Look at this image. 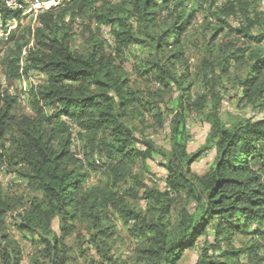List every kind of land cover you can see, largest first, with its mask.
<instances>
[{
	"label": "trees",
	"instance_id": "trees-1",
	"mask_svg": "<svg viewBox=\"0 0 264 264\" xmlns=\"http://www.w3.org/2000/svg\"><path fill=\"white\" fill-rule=\"evenodd\" d=\"M4 1L0 21L16 26L0 38L11 45L1 60L0 168L33 194L23 199L0 188V264H178L194 248V264H264V116L224 122L218 112V87L226 84L239 102L264 106L261 0H116L106 11L94 0H71L35 22ZM87 9L96 29L86 27L81 51L66 25L70 12ZM195 25L200 55L192 69ZM101 26L112 43L100 38ZM130 59L131 74L154 90L133 85L124 67ZM29 71L45 79L29 82L23 112L17 84ZM196 118L209 130L189 152L188 124ZM166 122L167 146H158L150 135ZM208 149L214 160L198 174L192 164ZM157 158L162 180L147 164ZM12 213L30 241L26 261L9 229ZM119 226L135 241L128 259L115 252Z\"/></svg>",
	"mask_w": 264,
	"mask_h": 264
},
{
	"label": "rangeland",
	"instance_id": "rangeland-1",
	"mask_svg": "<svg viewBox=\"0 0 264 264\" xmlns=\"http://www.w3.org/2000/svg\"><path fill=\"white\" fill-rule=\"evenodd\" d=\"M71 0H59L57 3L58 9L54 10L55 12H59L60 9H65L70 6ZM95 6L98 8H101L103 11H106L108 9L109 3H114L116 0H94ZM224 1V0H219ZM68 2V3H67ZM70 2V3H69ZM261 3V1H260ZM71 16L69 18V22H67V27L70 37V44L73 48L77 50L84 51L86 49V42L85 39L88 35V30L86 27H90L92 31H95V23L94 20L91 19L90 11L87 9L86 14L80 15L75 14L74 11L70 12ZM38 14H34L28 17V19H31L33 22L36 21ZM66 21H68L66 19ZM65 21V22H66ZM199 22L197 21V24ZM232 23V20L230 21ZM100 38L106 40V44L112 43L111 36L108 31L107 26H101L100 27ZM201 38H199L198 35V25H195L188 36V41L192 42V45L189 46L187 57L189 58V61L191 63L192 69L197 68L198 64V57H199V51L196 49V45L199 43ZM0 78L4 75V66L1 62L3 54L11 47L10 44L7 43H0ZM129 51H131L132 54H135L137 52L136 46H131ZM131 59L124 63L125 69L130 72L131 74ZM28 74V80H24V84L20 83L17 84L18 87V93L24 94L26 96V91L31 86L29 82V78H37L38 80L43 81L45 79V74H39L35 71H30ZM6 79V78H5ZM130 80L132 81L133 85L138 87L140 90L143 91V93H146V91L154 90V84L145 81L144 79H140L132 73L130 75ZM6 83V82H5ZM8 84V83H7ZM6 85V84H5ZM21 85V86H20ZM15 86V85H14ZM225 88L222 91V85L218 87L219 92L221 93V99L220 104L218 107L219 112V118L221 121H236L241 118H252L257 119L264 116V106L262 108L257 107L254 108L252 105H245L242 102L238 101V94L236 87H233L230 84H226L224 86ZM8 88L10 91H14V87L12 85L8 84ZM27 97V96H26ZM23 112H27V110L23 109ZM148 123L150 124L151 121L148 120ZM189 129L192 133V141L188 144V151L193 152L199 149L204 144L205 137L209 130L208 123L201 121L199 119H191L189 121ZM168 133L167 128V122L164 124V127L158 130L156 133H152L150 137L154 141V143L158 146H167L165 144L166 136ZM76 155L81 157V151L79 150V145L75 149ZM214 160V150L208 149L206 151L201 152V155L198 160H196L192 164V169L198 174L205 173L211 163ZM157 161H159V158H157L155 161H148V167L150 171L154 174L155 179L162 180L165 175L166 171L163 167L159 166L157 164ZM11 169L8 167H1L0 168V188L1 192L4 194H7L9 196L14 197H22L23 199H27L30 197V195L33 194V192L30 190L28 185L25 182H22L17 176L13 174V172H10ZM146 183L148 185H151L153 182V178L148 175L146 178ZM96 180L95 176H91L89 179V182L92 183ZM161 187L163 186L162 182H157ZM7 222L9 224V229L14 235V237L19 241L20 245L22 246L24 250V261L27 259V255L29 252H31L30 249V241L27 238L26 234L23 232H19L15 229L14 223L17 222L15 218V213L8 214L7 215ZM52 227L55 231L58 230L57 228V220H54L52 223ZM25 235V238H24ZM119 236L120 238L116 241L115 246V252L116 254L121 257L122 259H128L131 257V255L134 252L135 248V241L125 232V230L122 228V226H119ZM208 240H212V236L208 235ZM203 239V238H202ZM201 239L198 240V244L200 243ZM73 241L70 240L69 243H72ZM236 244H238V239H236ZM89 257H92L93 259H96V256L94 254L93 250H88ZM197 258V251L196 249H187L185 250L181 260L178 264H194Z\"/></svg>",
	"mask_w": 264,
	"mask_h": 264
},
{
	"label": "built area",
	"instance_id": "built-area-1",
	"mask_svg": "<svg viewBox=\"0 0 264 264\" xmlns=\"http://www.w3.org/2000/svg\"><path fill=\"white\" fill-rule=\"evenodd\" d=\"M56 4V1L50 0V1H44V0H25L24 3H20L16 0H5V5L10 9H16L20 8L22 10L23 14L31 15L36 14L39 11H42L43 9L48 8L50 5ZM261 8L264 9V0H261ZM15 26V22L13 21H7L3 25L0 22V37L6 36L9 29H12ZM38 78V76H36ZM37 78H31V82L33 84H36L39 82ZM4 82V79H2V83ZM22 84H24L23 80L21 81ZM21 102L22 104L25 103V96L21 95Z\"/></svg>",
	"mask_w": 264,
	"mask_h": 264
},
{
	"label": "clouds",
	"instance_id": "clouds-1",
	"mask_svg": "<svg viewBox=\"0 0 264 264\" xmlns=\"http://www.w3.org/2000/svg\"><path fill=\"white\" fill-rule=\"evenodd\" d=\"M46 1H50V0H46ZM54 1H56V4H53V5H50V6L57 5V3L59 2V0H54ZM4 2H5V1H4ZM50 6H49V7H50ZM49 7H48V8H49ZM46 9H47V8H46ZM46 9H43V10H46ZM43 10H42V11H43ZM42 11H39V12H37L36 14H39V13L42 12ZM22 14H23V13H22ZM36 14H35V15H36ZM24 15H26L27 17H29V16L34 15V14H31V15L24 14ZM7 21H9V20H7ZM7 21H6V22H7ZM0 22H1V21H0ZM13 22H15V26H16V21H13ZM1 23H2V22H1ZM2 24L4 25L5 23H2ZM15 26H14L13 28H15ZM13 28H12V29H13ZM10 30H11V29H9L8 32H9ZM7 34H8V33H7ZM7 34H6V36H7ZM6 36H4V37H6ZM4 37H0V38H4ZM29 72H30V71H29ZM29 72H28V73H29ZM35 72H37L38 75L41 74V73L38 72V71H35ZM31 78H32V77H31ZM31 78H29V80H30ZM2 79H4V82H3V83H2ZM21 81H22V80H21ZM21 81H20V83H21ZM23 81H24V80H23ZM30 81H31V80H30ZM40 81H41V80H39V82H40ZM5 82H6L5 77H4V76L1 77V78H0V83H1L2 86H6V85H5V84H6ZM39 82H38V83H39ZM31 84H33V83L31 82ZM36 84H37V83H36ZM33 85H35V84H33ZM20 86H21V85H20ZM21 95H24V94H19L20 102H21V98H20ZM24 96H25V95H24ZM21 104H22V102H21ZM22 106L24 107L25 110L29 111V105H28V102H27V98H26V96H25V103L22 104Z\"/></svg>",
	"mask_w": 264,
	"mask_h": 264
}]
</instances>
